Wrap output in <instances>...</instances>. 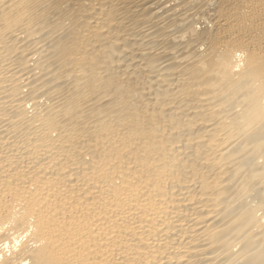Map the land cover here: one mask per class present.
I'll return each mask as SVG.
<instances>
[{"label": "bare ground", "instance_id": "bare-ground-1", "mask_svg": "<svg viewBox=\"0 0 264 264\" xmlns=\"http://www.w3.org/2000/svg\"><path fill=\"white\" fill-rule=\"evenodd\" d=\"M0 264H264V0H0Z\"/></svg>", "mask_w": 264, "mask_h": 264}]
</instances>
